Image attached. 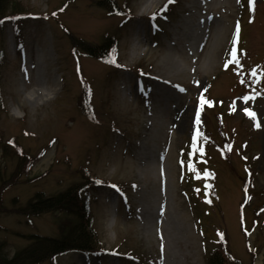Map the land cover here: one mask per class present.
Returning <instances> with one entry per match:
<instances>
[{
    "label": "rangeland",
    "instance_id": "obj_1",
    "mask_svg": "<svg viewBox=\"0 0 264 264\" xmlns=\"http://www.w3.org/2000/svg\"><path fill=\"white\" fill-rule=\"evenodd\" d=\"M103 1L12 0L8 12L30 14L0 25L1 251L59 236L60 212L19 207L85 183L87 170L103 183L88 186L102 251L38 264H206L222 228L230 256L264 264V0H115L117 13ZM186 26L201 31L192 39ZM70 34L115 35L119 65L75 52ZM38 71L50 88L35 99ZM88 85L92 116L80 104ZM11 139L31 156L22 173Z\"/></svg>",
    "mask_w": 264,
    "mask_h": 264
},
{
    "label": "trees",
    "instance_id": "obj_2",
    "mask_svg": "<svg viewBox=\"0 0 264 264\" xmlns=\"http://www.w3.org/2000/svg\"><path fill=\"white\" fill-rule=\"evenodd\" d=\"M12 0H0V25L3 21L18 19L25 14V10L17 9L8 12ZM71 0H68V2ZM110 13L118 12V5L115 0H104L101 2ZM16 6V5H15ZM17 8V6H16ZM16 22V21H15ZM71 42L75 52L83 55L96 57L109 65H119L118 60V44L119 39L115 35H104L100 43H92L85 39L76 37L70 34ZM3 59V51L0 50V64ZM114 60V63H109V60ZM91 87H84L80 104L84 112L89 116L93 115V107L91 102ZM0 85V105L2 102ZM219 116V115H218ZM1 138V137H0ZM200 138L197 137L196 142ZM11 141V143H9ZM228 141V139H227ZM9 148L19 158L18 169L22 173L30 162L31 156L26 153L15 139L6 141L5 150L9 152ZM228 153L225 152L224 156ZM85 183H73L66 189L55 194H47L44 191H37L33 197L24 205L19 207V210L26 215H40L45 212H60L64 217L60 222L59 236H48L39 233H32L26 237L30 240L29 244L18 249L13 256L4 254L0 246V264H38L48 259L52 260L58 255L70 251L79 250L87 253H100L101 247L94 230V217L92 212V197L89 193L88 186H97L101 183H96L98 180L92 176L87 170L83 174ZM204 181L207 182V188L210 187V178L214 179L212 170L206 169L202 173ZM246 177H242V179ZM216 178L214 179V181ZM100 181V180H99ZM94 184V185H93ZM214 184V183H213ZM246 184V183H245ZM6 183L0 184V213L3 208V193ZM16 202V200H14ZM223 234V235H221ZM222 239L215 247L209 251L206 264H252L243 263L236 258L229 249V236L226 228H222L220 235ZM219 240V239H218ZM229 250V252H228Z\"/></svg>",
    "mask_w": 264,
    "mask_h": 264
},
{
    "label": "bare ground",
    "instance_id": "obj_3",
    "mask_svg": "<svg viewBox=\"0 0 264 264\" xmlns=\"http://www.w3.org/2000/svg\"><path fill=\"white\" fill-rule=\"evenodd\" d=\"M160 0H145L144 2V10H148L149 8H152L153 6H156L158 4ZM200 23L196 24V26H198ZM200 29L197 30H189L188 27L186 26L184 29V34L189 35L192 39L195 38L199 33H200ZM26 80H29V84H30V80H33V78L30 77H26ZM35 80V78H34ZM37 81H38V85H40L39 89H36V95L38 97H36L34 94H32L33 97H36L35 99L44 96L47 94L48 89L50 88L49 86H46L43 82H42V76L40 74V71H38V75H37ZM46 89V91L44 90ZM148 156V153H143L142 159H146ZM144 212H146V210H144ZM185 218V215H184ZM169 248H171V246H169ZM173 255H176L175 251H172ZM167 264H171L169 261L167 262Z\"/></svg>",
    "mask_w": 264,
    "mask_h": 264
},
{
    "label": "snow or ice",
    "instance_id": "obj_4",
    "mask_svg": "<svg viewBox=\"0 0 264 264\" xmlns=\"http://www.w3.org/2000/svg\"><path fill=\"white\" fill-rule=\"evenodd\" d=\"M169 2H172V0H169ZM253 3V0H249V4H252ZM53 15H55V13H53ZM238 30H239V26H237V34H238ZM235 39V38H234ZM231 57H232V61L236 62V63H239V60L236 56V50L235 48H233L232 52H231ZM109 63H114L115 61L114 60H109L108 61ZM227 66V65H225ZM253 75H255V73H253ZM200 101H201V106L204 104V103H210L209 101H206L204 99L203 96L200 97ZM244 111L246 112V114H248L249 116H255V113L251 112L249 109L245 108ZM196 123L199 124L200 123V115H199V111H197V114H196ZM259 126V125H257ZM201 134L199 131H197L193 137H192V140H193V145L192 147L195 149L196 148V140H197V137H199ZM11 143V141L9 142ZM200 151H203L202 149H200ZM96 183H101V181L97 180ZM115 187V186H113ZM223 235V234H221Z\"/></svg>",
    "mask_w": 264,
    "mask_h": 264
}]
</instances>
